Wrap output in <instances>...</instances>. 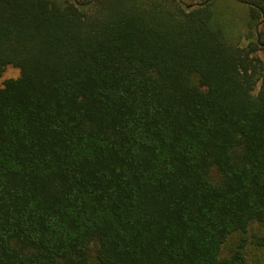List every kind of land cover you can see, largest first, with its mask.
<instances>
[{
    "label": "trees",
    "instance_id": "16d2710c",
    "mask_svg": "<svg viewBox=\"0 0 264 264\" xmlns=\"http://www.w3.org/2000/svg\"><path fill=\"white\" fill-rule=\"evenodd\" d=\"M235 2L0 0V264L264 248V0Z\"/></svg>",
    "mask_w": 264,
    "mask_h": 264
},
{
    "label": "rangeland",
    "instance_id": "374dc122",
    "mask_svg": "<svg viewBox=\"0 0 264 264\" xmlns=\"http://www.w3.org/2000/svg\"><path fill=\"white\" fill-rule=\"evenodd\" d=\"M79 3L85 2L87 0H75ZM206 0H183V2L188 6H193L200 4ZM236 0H221L220 7L225 10L229 11L234 15L239 22L246 17V9L244 5L240 6ZM242 24V23H241ZM264 57V54L261 55ZM20 75V70L15 67H8L5 72L0 77V88L3 86V83L11 78H17ZM249 235L253 236L256 235L258 237H264V224L255 223L251 226ZM237 237L232 239L228 244V247L225 248L224 252L230 253L232 248L235 247ZM246 257L248 264H264V248L257 247L255 244L250 243L246 248Z\"/></svg>",
    "mask_w": 264,
    "mask_h": 264
}]
</instances>
